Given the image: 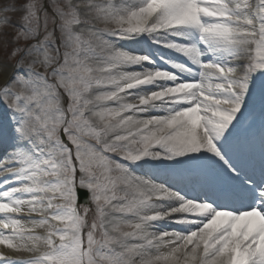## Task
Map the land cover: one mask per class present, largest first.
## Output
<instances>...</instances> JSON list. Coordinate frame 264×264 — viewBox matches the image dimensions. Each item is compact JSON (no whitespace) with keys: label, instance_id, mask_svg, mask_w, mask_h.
I'll list each match as a JSON object with an SVG mask.
<instances>
[{"label":"snow or ice","instance_id":"1","mask_svg":"<svg viewBox=\"0 0 264 264\" xmlns=\"http://www.w3.org/2000/svg\"><path fill=\"white\" fill-rule=\"evenodd\" d=\"M0 264H264V0H0Z\"/></svg>","mask_w":264,"mask_h":264}]
</instances>
